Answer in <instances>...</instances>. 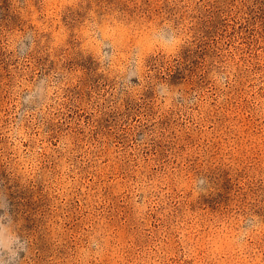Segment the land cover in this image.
Wrapping results in <instances>:
<instances>
[{
  "label": "rangeland",
  "instance_id": "rangeland-1",
  "mask_svg": "<svg viewBox=\"0 0 264 264\" xmlns=\"http://www.w3.org/2000/svg\"><path fill=\"white\" fill-rule=\"evenodd\" d=\"M108 15L189 43L126 84L83 31ZM0 193L22 264H61L101 228L92 264H205L212 216L264 217V0H0ZM249 248L264 264V236Z\"/></svg>",
  "mask_w": 264,
  "mask_h": 264
},
{
  "label": "clouds",
  "instance_id": "clouds-1",
  "mask_svg": "<svg viewBox=\"0 0 264 264\" xmlns=\"http://www.w3.org/2000/svg\"><path fill=\"white\" fill-rule=\"evenodd\" d=\"M86 40L92 45L100 61H110L109 66L130 85L133 76L141 78L144 60L152 50H158L168 56H179L181 48L189 43L185 30L174 26L172 22L158 21L129 22L127 19L111 15L97 20L86 21L83 25ZM23 37L16 39L19 45ZM105 47L111 52L105 53ZM124 51L121 63V52ZM135 91L134 87L129 89ZM157 95L171 99L174 93L167 84H161ZM43 94V93H41ZM212 183L206 176L197 178L195 187L199 193H209ZM0 264H22L20 253L25 257L29 253L30 241L19 234L18 222L8 212L7 201L0 193ZM212 226L204 240L205 255L209 261L217 264H247L250 253L249 241L264 236V217L252 212L239 216L216 214L210 218ZM110 236L103 228L93 231L88 243L74 250L61 264H92L93 259L107 255L111 249ZM219 257H226L220 260ZM205 261V264H209ZM48 264H56L54 259Z\"/></svg>",
  "mask_w": 264,
  "mask_h": 264
}]
</instances>
